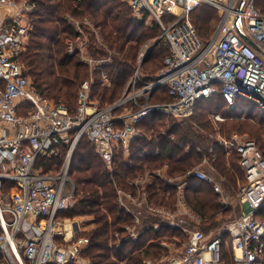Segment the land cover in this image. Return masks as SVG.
Wrapping results in <instances>:
<instances>
[{
  "label": "built area",
  "instance_id": "2783aa9c",
  "mask_svg": "<svg viewBox=\"0 0 264 264\" xmlns=\"http://www.w3.org/2000/svg\"><path fill=\"white\" fill-rule=\"evenodd\" d=\"M126 1L136 17H151L157 23L160 32L155 41L169 48L164 65L153 80L139 85L141 64L155 41L145 44L130 81L132 88L119 101L101 107L91 98L90 80H85L72 112L39 93L20 60L33 28L28 15L37 9V2L0 0V9L7 11L0 20V264L88 263L81 252L89 239L75 230L77 218L60 215L73 208L76 201V184L69 170L74 150L83 137L112 170L116 154L130 153L139 134L137 125L150 113L163 112L171 118L190 116L197 101L218 92L229 108L245 99L264 112V14L256 8L255 0H243L241 4V0ZM203 3L216 8L220 15L208 40L200 37L190 19L191 11ZM74 22L82 34L84 28L79 21ZM85 23L91 25L88 19ZM75 46L73 41L69 43L70 53ZM159 87H165L172 99L153 101L152 95ZM123 104L129 109L117 113ZM212 116L225 119L219 112ZM161 133L166 134L165 130ZM169 138L175 140L174 135ZM218 139L240 157L245 173V183L240 188L243 213L210 235L181 225L178 219L183 214L201 219L184 201L189 177L211 184L217 193L222 189L215 176L201 167L172 175L166 172L169 165L165 163L129 178L127 182L136 191L115 186L119 211L132 216L124 226V241H137L150 227H179L188 239L183 249L168 255L164 264H223V245L227 243L224 234L229 233L233 264H264V220L256 217L264 206V154L248 134L234 133ZM62 151L59 167L58 163L50 165L49 161L62 155ZM207 160L204 154L201 164ZM155 178L176 189L175 210L150 200L145 185ZM143 214H155L161 219L143 224ZM67 225L72 226L71 237ZM114 236L120 247L121 233L116 231ZM143 264H153V260L146 259Z\"/></svg>",
  "mask_w": 264,
  "mask_h": 264
},
{
  "label": "trees",
  "instance_id": "16d2710c",
  "mask_svg": "<svg viewBox=\"0 0 264 264\" xmlns=\"http://www.w3.org/2000/svg\"><path fill=\"white\" fill-rule=\"evenodd\" d=\"M34 1L37 2V9L30 13L33 28L20 60L33 77L36 90L55 103L67 106L72 112L76 108L79 87L83 81L89 80L91 73L95 76L94 81H91L93 95L101 101H114L137 66L141 44L148 38H156L160 32L155 21L156 26L147 27L146 31L141 32L149 25L148 17H136L126 0ZM254 2L256 8L264 14V0ZM210 9L217 11L203 3L190 13L203 40L211 37L216 26L213 22L216 23L218 18ZM86 19L98 30L103 44L95 38L94 29L85 23ZM74 20L79 21L91 37L88 48L91 55L106 58L111 51L117 53L111 55L110 62L90 71L89 66L78 56L79 48L74 47L73 52H69V43H75L81 36ZM168 53V46L157 42L141 64L142 83L153 80L164 65ZM145 65H148V70L142 72ZM102 72L106 73L110 84L103 82ZM142 83L139 85H143ZM171 99L165 87H159L152 95L153 101ZM202 103H206L207 107L202 106ZM216 112L221 113L225 119L216 120L210 116V113ZM167 116L163 112L148 114L137 125L139 134L133 140L130 153L124 155L123 152H118L112 170L107 168L86 136L78 143L71 164L76 181V201L73 208L60 215L91 216V220H88L91 228L81 230L82 235L89 239L88 245L81 252V257L87 264H143L146 259H152L153 264H160L166 256L178 252L175 247L181 248L188 239L181 228L164 225L158 230L148 228L137 241H124V226L131 222L132 216L119 211L116 185L136 191V187L127 182L129 178L146 169L159 168L165 163L169 165L167 173L184 174L198 164L205 153L224 177V191L232 193L238 187V182L245 179V173L238 153L233 150L227 156L225 147L219 142V136L229 137L234 130L246 131L264 154V112L251 101L239 99L234 107L229 108L218 92L197 101L190 116L171 118L168 121ZM164 129L166 134L163 135L161 131ZM170 135H174L175 140H171ZM198 147L202 152L197 150ZM63 151L62 155L52 158L49 164H61ZM188 179L183 191L184 201L201 219L197 221L190 215L183 214L189 220L185 222V226L198 227L206 234L212 230L217 233L225 223L224 216H231L227 214L232 211L233 206L221 204L220 194L215 192L211 184L195 177ZM145 189L156 205L176 209L177 191L174 187L155 178L145 185ZM256 217L264 220V206L257 211ZM160 219L155 214H143V224L151 225ZM229 219L227 221L232 220ZM116 231L121 233L119 237L123 240L120 247L116 246ZM224 238L227 243L223 245V264H233L229 233H225ZM164 240L173 243L174 249L165 247L162 244Z\"/></svg>",
  "mask_w": 264,
  "mask_h": 264
},
{
  "label": "rangeland",
  "instance_id": "374dc122",
  "mask_svg": "<svg viewBox=\"0 0 264 264\" xmlns=\"http://www.w3.org/2000/svg\"><path fill=\"white\" fill-rule=\"evenodd\" d=\"M211 7V6H210ZM209 10V9H208ZM211 10V12H215L213 9H210ZM215 14H217V20L219 21V18H220V15H219V11L217 10L216 12H215ZM2 15V13L0 12V16ZM190 19H191V17H190ZM28 20L31 22V20H30V16L28 15ZM217 20H216V23H215V21L213 22V24L214 25H217ZM90 21V20H89ZM192 21V20H191ZM147 24H149V25H146V27L144 28V29H142V31L141 32H144V31H146L147 30V27H151V26H153V25H155L154 24V20H152V18L151 17H148V19H147ZM91 29H94V32H95V38L100 42V44H103L102 43V40L100 39V34L98 35V30L96 29V28H94L93 27V24L91 23V25H88ZM156 26V25H155ZM215 28H216V26H215ZM214 28V29H215ZM158 29V28H157ZM139 34V33H138ZM90 36H89V34L85 31V30H83V33L81 34V36H80V38H78L77 39V41L75 42L76 43V48H79L78 49V56H79V58H80V60H82L83 62H85L88 66H89V69H90V71H93L95 68H100L101 66H102V64H104V63H106V62H110L111 60V55L112 54H117L116 52H110V55L108 56V57H106V58H99V57H97V56H93V55H91V53L89 52V40H90ZM155 39L156 38H148V39H146L142 44H141V46H140V50H139V52L141 51V49L144 47V45L145 44H150L151 42H153V41H155ZM83 44H82V43ZM74 52H76V49H75V51ZM139 54V53H138ZM164 56V55H163ZM160 60H161V58H160ZM100 66V67H99ZM137 66H138V60H137ZM137 66H136V68H137ZM136 68H135V70H136ZM141 68V67H140ZM135 70H134V72H135ZM148 70V65H145L144 67H143V69H142V72H144V71H147ZM134 72H133V74H134ZM132 74V75H133ZM94 74H90L89 75V80H90V82L92 81H94ZM101 77H102V80H103V82H105L106 84H110V80L108 79V76L106 75V73L105 72H102V74H101ZM140 77H141V75H140ZM131 78H132V76L126 81V84L123 86V88H122V90H121V92H120V94L115 98V100L113 101V100H106V101H101V100H99V99H97V96H95V95H93V90H92V88H90L91 89V98L95 101V102H97L99 105H101V104H103V105H111V104H113V103H116L117 101H119L123 96H124V94H125V92L126 91H128V89H130V88H132L131 86H129L130 85V81H131ZM31 80L32 81H34L33 80V77H31ZM142 80V79H141ZM140 79L138 80V83H142V81H141ZM143 84V83H142ZM80 88V87H79ZM49 98V97H48ZM51 99V98H50ZM76 102H77V100H76ZM202 106H205V107H207V104L206 103H202ZM124 109H129V107H127V108H125V104H123V105H120L118 108H117V113H119V112H122ZM74 110V109H73ZM119 110V111H118ZM201 112H202V110L201 109H199ZM200 111H198V112H200ZM212 114L213 113H210V116H212ZM181 118H183V117H179V118H174V119H181ZM212 118H214L213 116H212ZM171 119V117H166V120L168 121V120H170ZM172 120V119H171ZM167 127V126H166ZM165 131H166V129H164ZM234 133H239V134H248L249 135V137H250V134L248 133V132H242V131H240V130H234L233 132H231V135L232 134H234ZM231 135L229 136V137H231ZM220 137H223V138H229V137H227V136H224V135H221ZM79 143V142H78ZM77 146H78V144H77ZM77 146H76V148H77ZM76 148H75V150H74V154H75V151H76ZM225 150H226V155L228 156V155H230L231 154V152L232 151H230V150H227L226 148H225ZM200 152H202V149H201V151ZM74 154H73V157H72V161H73V158H74ZM205 154V153H204ZM203 154V155H204ZM206 155V154H205ZM201 161H202V159L200 160V162L198 163V164H196L194 167H201L202 169H204L205 171H207V172H210V173H212L214 176H215V178H216V180L218 181V183L220 184V186H221V189H222V193H218V194H220V202H221V204H223V202H224V200H226V202L227 201H229L230 203H231V205L233 206V209H232V211L230 212V213H228L227 215H231V216H224V218H226V220H224V222H227V218H230V219H233V218H235V217H238V216H240L242 213H243V211H244V204L242 203V199H241V193H240V188L242 187V185L245 183V179H242V180H240L239 182H238V187L236 188V190H235V192H225L224 190V186H223V183H222V181L224 180V177L220 174V172H218V170H217V168L215 167V165L209 160V158H208V160H207V163H205V164H201ZM62 163V162H61ZM59 165L60 164H58V167H59ZM200 165H202V166H200ZM69 176H70V178H71V180L75 183L76 181H75V179H74V175H73V171H71V167H70V170H69ZM76 193V190H75V192H74V194ZM76 200V199H75ZM177 202H178V199H177ZM176 202V203H177ZM75 205V204H74ZM225 205V204H224ZM169 209V208H168ZM68 210H70V209H68ZM171 210H174V209H171ZM181 218L180 219H178V221H179V223L181 224V225H183V226H185L186 225V223L185 222H189V220L186 218V217H184L183 215H181L180 216ZM63 218H72V217H68V216H65V215H63ZM75 218H77V220L75 221V224H74V228H75V230H77V231H79L80 230V234L82 235V233H81V228H82V230H89L90 228H91V226L92 225H89L88 224V220H91V216H89V215H81V216H75ZM229 219V220H230ZM81 226V227H80ZM198 228V227H197ZM66 229H68L69 230V232L67 233L68 235H69V237H71L72 236V226L71 225H67L66 226ZM198 229H200V228H198ZM202 230V229H201Z\"/></svg>",
  "mask_w": 264,
  "mask_h": 264
},
{
  "label": "crops",
  "instance_id": "0c3cea01",
  "mask_svg": "<svg viewBox=\"0 0 264 264\" xmlns=\"http://www.w3.org/2000/svg\"><path fill=\"white\" fill-rule=\"evenodd\" d=\"M0 12L2 13V15L0 16V20H3L4 18H5V16H6V13H7V11L5 10V9H0ZM225 203L223 202V205H224ZM226 206H229V205H231V203L229 202V201H227V204H225ZM81 227V226H80ZM217 232V231H216ZM210 234H215L214 233V231L212 230V231H210V233L209 234H207V235H210ZM162 244L165 246V247H168L169 248V246L168 245H171L172 246V248H169V249H174V244L173 243H169V242H167V241H163L162 242ZM184 246V245H183ZM183 246L181 247V248H176L175 247V249L177 250H181V249H183ZM167 257L168 256H166L164 259H162V262L160 263V264H164V262L167 260Z\"/></svg>",
  "mask_w": 264,
  "mask_h": 264
},
{
  "label": "water",
  "instance_id": "95a60500",
  "mask_svg": "<svg viewBox=\"0 0 264 264\" xmlns=\"http://www.w3.org/2000/svg\"><path fill=\"white\" fill-rule=\"evenodd\" d=\"M242 2H243V0H241L240 4H241ZM157 42H158V41H155V42L151 45V47L148 49V51H147V53H146L144 59L148 56V54L150 53V51L152 50V48L157 44ZM249 43H250L252 46H254V47L257 48L256 44H255L252 40H249ZM144 59H143V61H144ZM156 87H157V85L155 86V88H156Z\"/></svg>",
  "mask_w": 264,
  "mask_h": 264
}]
</instances>
